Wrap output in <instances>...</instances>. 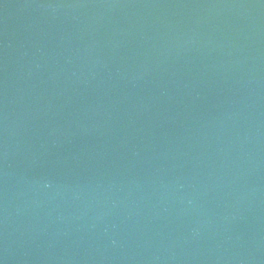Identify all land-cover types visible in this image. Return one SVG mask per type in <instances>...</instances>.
<instances>
[{"label": "water", "instance_id": "95a60500", "mask_svg": "<svg viewBox=\"0 0 264 264\" xmlns=\"http://www.w3.org/2000/svg\"><path fill=\"white\" fill-rule=\"evenodd\" d=\"M0 264H264V0H0Z\"/></svg>", "mask_w": 264, "mask_h": 264}]
</instances>
